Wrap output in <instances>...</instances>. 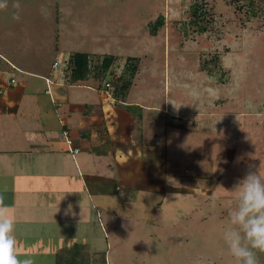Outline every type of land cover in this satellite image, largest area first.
<instances>
[{"label": "rangeland", "instance_id": "1", "mask_svg": "<svg viewBox=\"0 0 264 264\" xmlns=\"http://www.w3.org/2000/svg\"><path fill=\"white\" fill-rule=\"evenodd\" d=\"M256 1L255 15L249 0H51V5L47 0H19V21L13 19L16 10L0 12V53L21 65L43 63L49 70L59 60L63 69L75 51L92 54L94 62L112 54L119 57L113 71L120 75L128 57H138L139 72L128 100L144 105L158 127L155 131L169 137L168 174L176 176L172 185H201L208 191L207 196L174 195L166 213L175 223L152 217V211L143 213V229L118 238L121 243L111 246L109 264H193L198 258L205 264H234L222 239L234 205L229 190L249 165L253 170L261 166L264 173V0ZM8 2L12 6L14 1ZM194 3L207 10L203 34L188 25ZM42 5L49 6L47 11ZM161 14L165 22L153 34L151 23ZM60 44L65 51L58 50ZM216 58L217 68L203 69ZM103 74L83 84L97 90L112 79V74ZM33 164L30 159L28 165ZM19 165L14 171L18 187L40 189L34 184L42 173ZM43 199L40 192L18 189L15 210H22L21 201L44 204ZM31 215L39 219L41 209L32 208ZM36 224L32 219L16 238L17 251L34 264H54L68 250H94V241L74 244L70 236H47ZM121 227L129 229L128 223ZM100 232L97 227L93 234ZM98 238L103 248L104 237ZM259 259L264 264V254Z\"/></svg>", "mask_w": 264, "mask_h": 264}, {"label": "crops", "instance_id": "2", "mask_svg": "<svg viewBox=\"0 0 264 264\" xmlns=\"http://www.w3.org/2000/svg\"><path fill=\"white\" fill-rule=\"evenodd\" d=\"M12 10L9 4L0 12ZM57 48L66 49L61 44ZM0 58L5 60L0 62V198L15 220L16 238L22 237L32 219L37 223L33 227H44L47 236H70L74 244L88 246L103 236V248L99 240L93 242L94 250L82 253L101 261L99 253L104 252L109 264L111 246L121 243L118 238L143 229V213L152 211V217L175 223L166 213L174 195L207 196L201 185L179 189L172 185L176 176L168 174L169 137L155 131L158 127L144 105L128 99L117 102L106 86L98 85L96 90L83 81L66 84V66L58 68L59 60L48 70L43 63L21 65L1 53ZM59 77L61 83L56 82ZM65 133L78 150L71 151ZM16 164L42 173L41 181L34 184L40 189L18 187ZM18 189L40 192L47 206L21 201L23 208L16 211ZM69 204L75 215H65ZM34 207L41 209L39 219L31 215ZM126 223L129 229L122 230ZM97 227L103 230L99 235L93 234Z\"/></svg>", "mask_w": 264, "mask_h": 264}, {"label": "clouds", "instance_id": "3", "mask_svg": "<svg viewBox=\"0 0 264 264\" xmlns=\"http://www.w3.org/2000/svg\"><path fill=\"white\" fill-rule=\"evenodd\" d=\"M8 0H0V10L8 8ZM16 10L13 19H21L22 6L14 0ZM246 174L238 179L229 191L233 193L234 205L228 210V227L222 233L234 264H260L259 254H264V173L261 166L253 170L249 165ZM59 210V209H58ZM75 215L72 205L65 209V215ZM150 243L149 240H145ZM0 264H34L28 255L17 251L15 220L7 212L0 198ZM193 264H205L196 259Z\"/></svg>", "mask_w": 264, "mask_h": 264}, {"label": "trees", "instance_id": "4", "mask_svg": "<svg viewBox=\"0 0 264 264\" xmlns=\"http://www.w3.org/2000/svg\"><path fill=\"white\" fill-rule=\"evenodd\" d=\"M249 1V5L252 6L253 15L257 14V8L255 9V7L258 5V2L256 0ZM191 9L192 16L190 17L188 25L191 28L195 29V31H197L198 33L203 34L208 29V26L204 24V22H206V19L204 17L207 15V10L199 6L198 3H194ZM164 22L165 16L161 14L154 23H151V32L153 34H156L158 29L164 24ZM91 56L92 54L88 52L80 51H75L71 54L68 64L65 67L66 84L75 85L80 81H86L90 79L94 75L96 77H101L102 73H110L112 74V79L110 81H106L105 85L102 86H106L108 89L111 88V92L117 102H126L129 97L132 85L134 84V79L139 72V58L128 57V61L124 66L122 73L118 75L113 71V66L118 61V56L112 54L105 55L103 56V58H99L97 62H94V59L93 61H91ZM208 65H211L213 68H217L218 59L216 58L205 63L202 66L203 69L210 67ZM209 71H211L210 68ZM129 107L131 106H128V108ZM68 253L69 254L67 255V257H64L63 255L58 257V264H101L102 261V264H107L105 253L102 257L103 260L101 261L96 258H91V253H89L87 257L82 252L74 253L73 251L68 250ZM99 256L101 255L99 254Z\"/></svg>", "mask_w": 264, "mask_h": 264}, {"label": "built area", "instance_id": "5", "mask_svg": "<svg viewBox=\"0 0 264 264\" xmlns=\"http://www.w3.org/2000/svg\"><path fill=\"white\" fill-rule=\"evenodd\" d=\"M68 142H69V144L71 145V149H73V147H72V146L74 145V144H73V141H72L71 139H69ZM75 150H78V148H75Z\"/></svg>", "mask_w": 264, "mask_h": 264}]
</instances>
